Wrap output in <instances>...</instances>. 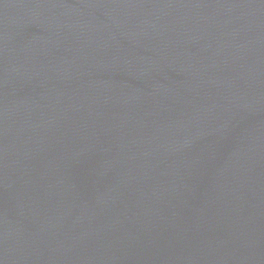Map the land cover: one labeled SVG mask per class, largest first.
Listing matches in <instances>:
<instances>
[{
	"label": "water",
	"instance_id": "water-1",
	"mask_svg": "<svg viewBox=\"0 0 264 264\" xmlns=\"http://www.w3.org/2000/svg\"><path fill=\"white\" fill-rule=\"evenodd\" d=\"M0 264H264V0H0Z\"/></svg>",
	"mask_w": 264,
	"mask_h": 264
}]
</instances>
